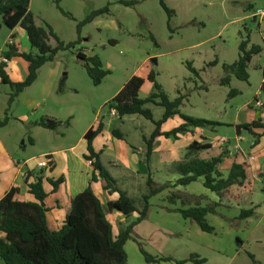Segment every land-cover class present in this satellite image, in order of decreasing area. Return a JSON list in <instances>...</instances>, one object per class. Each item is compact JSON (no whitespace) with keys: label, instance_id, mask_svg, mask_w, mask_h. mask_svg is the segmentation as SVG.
Instances as JSON below:
<instances>
[{"label":"rangeland","instance_id":"obj_1","mask_svg":"<svg viewBox=\"0 0 264 264\" xmlns=\"http://www.w3.org/2000/svg\"><path fill=\"white\" fill-rule=\"evenodd\" d=\"M137 1L133 5H124L120 0H30L29 10L38 20L49 24L61 41L70 43L79 40L73 48L59 51L54 60L47 64L48 67L57 65L54 90L61 105L59 114L68 110L77 113L76 106H83L90 110L85 122H92L97 112L100 121L103 118L108 121L110 117L105 114L108 112V101L104 100L134 75L144 79L140 96H149L154 86L148 74L154 70L157 83L170 100L179 94L185 96L179 108L182 114L219 123L213 129L202 128L210 134L212 141L225 137L230 142L235 136V123L250 122L264 115V106L261 109L252 106L255 100L264 104V92L260 90L264 80V18L256 15L264 11V0H164L173 10L170 17L160 6L159 0ZM104 7L107 10L90 22L83 23L93 11ZM6 29L3 26L0 33V46L6 41ZM244 40L248 43L247 48L252 45L261 48L247 66V81L238 79L223 68V64H232L238 59L239 45ZM78 51L100 58L103 69L108 71L100 84L92 82L76 57ZM150 56L156 57V64L144 62ZM41 72L30 89L35 96L40 92L46 69ZM226 77L229 82L224 84ZM231 90L235 93L230 95ZM145 107L150 108L155 119L164 112L162 106H153L152 103ZM19 108L18 112L24 111ZM29 116L30 121L44 117ZM129 116L130 122L125 125L115 120L114 124L122 126L123 130L129 127L126 140L137 145L139 133L149 135L154 125L140 115ZM83 126L79 124L67 132L65 126L60 125L57 133H67L66 144L78 142ZM130 134H136L139 139H133ZM245 135L248 141L254 140L252 135ZM26 144L31 150L29 143ZM246 144L242 142V145ZM40 146L33 147L31 152L39 154ZM249 150L245 149V156L251 155ZM211 152H199L198 156L206 157ZM260 176L258 172L256 178ZM257 180L256 183L261 184L260 178ZM202 181L199 178L185 186L186 192H182L199 194L197 199L188 198L190 205L219 203L215 213L205 216L213 231H202L193 221L184 225L182 220L178 222L177 218L162 212L163 204L180 206V201L170 204L165 198V195L167 197L170 192L176 191L165 190L150 199L147 218L134 228L133 238L125 244L126 264H195L192 261L177 262L187 260L192 255L204 259L201 264H264V189L255 183V179L249 180L250 190L249 194L246 193L249 198L245 206L248 208L255 203L257 207L253 215L240 218L238 206L241 202L231 200L235 198L234 190L228 189L219 197L205 188ZM136 188L133 191L129 189V192H133L129 196L140 207L146 184H137ZM120 215L123 222L118 221L116 214L115 217L108 214L115 234L127 221L137 216L133 213L127 220ZM138 242L153 256L171 257L173 261L147 263L139 251ZM0 264H5L1 258Z\"/></svg>","mask_w":264,"mask_h":264},{"label":"trees","instance_id":"obj_2","mask_svg":"<svg viewBox=\"0 0 264 264\" xmlns=\"http://www.w3.org/2000/svg\"><path fill=\"white\" fill-rule=\"evenodd\" d=\"M120 1L124 5H133L138 2L137 0ZM29 2L30 0H0L2 23L9 29L16 26L21 27L26 32L31 50L34 52H19L14 45H6L5 50L2 52V57L7 60L17 56L28 62V73L25 79L20 82L9 80L4 71L5 62L0 63L1 83L7 84L10 88L9 104L20 92H23L36 80L37 72L41 66L52 62L59 51L71 49L79 42V40L70 43L61 41L49 24L38 20L29 10ZM159 4L168 17L173 14V10L165 4L164 0H159ZM105 10H107L106 7L93 11L83 23L90 22ZM80 24L77 28L78 32ZM151 39L155 42L152 36ZM247 44L245 40L240 43L238 59L235 62L223 64L226 72L234 74L238 79L244 81H247L249 77L246 69L252 56L261 51L259 46L252 45L247 48ZM76 57L82 62L88 76L95 85L100 84L108 74V71L103 69L98 56H86L82 51H78ZM150 60L151 63L156 64L155 57ZM188 66L196 73L190 65ZM148 79L153 83L154 91L146 98L139 97L144 79L134 75L108 101L107 105L109 111L111 109L116 110L118 118L127 115H140L153 123V131L143 139L146 148L144 162L150 170V161L156 138L164 136L165 138L176 139L179 134L192 132L193 128L213 129L219 123L182 114L179 108L185 96L179 94L174 100H170L157 83L154 70H150ZM228 82V77L223 79L224 84ZM260 90L264 92V80ZM234 93L233 90L230 91V95ZM149 103L164 108V112L158 120H154L151 110L145 107ZM173 115H179L183 123L170 131L162 132L161 125ZM6 121L7 117L0 121V126L5 124ZM36 123L39 126L53 130L61 124L67 125L69 121H59L45 116ZM234 128L237 134L245 132L252 135L254 144H258L259 140L264 138V118L260 116L250 122L235 124ZM102 130L103 123L98 121L85 133L84 138L87 142L88 153L84 158L92 161L91 165L94 172L91 181H96L99 177L104 182V190L108 194L117 193V199L108 201L103 205L92 188L88 186L84 191L70 199L61 228L51 230L47 224L46 212L48 209L45 206V199L48 194L44 189V182H48L55 189L63 181V178L53 181L45 177V169L41 168L26 173V181L29 177L34 178L33 182L28 183V190L34 196L35 201L16 200L17 188L15 187H12L0 199V234L2 235L0 236V258L5 264H126L125 244L133 238L134 228L147 218L150 210V199L153 196L163 192L170 186L172 188L185 187L201 178L203 186L220 197L231 186L241 185L247 178L246 164L238 163H233L227 175L224 176L219 170V166L226 157V153H221L210 159H201L198 153L210 149L211 145L206 140L203 143L193 141L188 146L183 160L174 165L175 171L179 174L178 179L172 185L168 183L157 184L149 174L145 182L146 192L142 194L141 206L138 207L128 192L120 188L117 181L102 166L99 153H96L93 149L92 141ZM112 132L116 137H121L115 130ZM52 165L51 162L50 166L52 167ZM262 177H264V173ZM166 198L170 204H176L177 201H180V206L173 210L179 213L183 219L195 222L202 231H213L205 216L208 213H215V207L219 206V203L205 206L201 204L190 205L188 200L190 198L197 199L198 197H191L177 191L170 192ZM107 211L119 212L127 220L133 213H136L137 216L131 221H127L115 234L113 225L107 218ZM253 213L254 208L241 209L240 218L249 217ZM138 247L147 263L173 261L171 257L153 256L139 242ZM250 257L254 260L252 255ZM187 261L201 264L204 259L192 255L187 260L177 262L185 263Z\"/></svg>","mask_w":264,"mask_h":264},{"label":"crops","instance_id":"obj_3","mask_svg":"<svg viewBox=\"0 0 264 264\" xmlns=\"http://www.w3.org/2000/svg\"><path fill=\"white\" fill-rule=\"evenodd\" d=\"M3 26L7 28L1 22L0 33L3 30ZM6 30V41L0 46V63L3 61L2 52L5 50L6 45H14L17 50L22 53H34L31 50L27 34L21 27L16 26L13 29L7 28ZM10 41L12 43H10ZM83 54L86 55L85 53ZM151 58V56L147 57L144 59V62L146 64L150 63ZM155 61L157 63L156 57ZM47 64H49V62L41 66L37 72L36 80H38L39 75L41 76V71L46 69L44 81L40 85L38 96H35L30 92L32 86L37 82L35 80L23 92H20L9 104L8 99L10 88L7 84L1 83L0 80V121H2L4 117H7L6 123L0 126V199L12 187H15L17 188L15 195L16 200L35 201L34 196L30 194L28 190V183L33 182L34 178L29 177L26 181L25 177L22 176V173H28L39 169L38 163L44 157H48L53 165L50 169H45V177L52 179L53 181H56L61 177L63 178V181L60 182L55 189H53V186L48 182H44V189L48 194L45 199V206L48 209L46 212L47 224L51 230H58L64 223L66 209L69 205L70 199L84 191L88 186L92 188L94 194L101 200L103 205L108 201L116 200L118 194H108L107 191L104 190V182L99 177H97L96 181H91L94 170L91 163H89V160L84 158L88 153L87 142L84 135L90 127L100 121L97 116L98 112L92 122H89V120L85 122V120L88 119L90 110L83 106H76V109L78 110L77 113H73L72 110L69 112L70 110H68L65 113L59 114L61 111V105L54 90V87H56L55 76L57 69L55 68L57 65L54 67H48L49 65ZM4 71L12 82L23 81L28 73V62L21 57H12L5 62ZM123 85L124 84L117 88L112 96L104 101H109L113 98ZM141 91L142 88L139 92V96ZM146 97L147 96L143 97V99ZM140 98L142 97L140 96ZM152 105L154 106V104ZM18 106L24 111L18 112ZM30 114L31 116L40 115V117H51L59 121L68 120L69 123L67 125L61 124L62 126H65L68 130L67 132L72 130L74 126L81 124L82 127L85 123L83 126L84 128H82L81 138L78 142L66 144L65 141L68 138L67 133H57L59 127L51 130L39 126L36 123L38 120L30 121ZM105 114H108L110 119L108 121L104 118L101 120L103 123V130L93 139L92 146L94 151L99 153V160L102 166L117 181L118 186L125 189L128 194L133 195L132 191L133 189H137V184L144 185L149 174L152 180L157 184L168 183L169 185H172L179 177V174L174 169V165L183 160L188 146L193 141L203 143L206 140L210 143L211 147L200 153H208L209 150L212 152L209 153V155L206 154V157H200L199 154V158L210 159L221 153H226V157L219 166V170L224 176L227 175L233 163L246 164L247 178L244 180L243 184L237 185L238 188H236V185L229 188V191L234 190L233 193L235 194V198H232L231 200L241 202V205L238 206V210L249 209L252 208V206H254V209L257 207V205H254L255 203H253L252 206L249 205L248 208H246L245 205L246 200L249 198V180L255 179L256 183L258 182L257 179H261L262 174L264 173V138H261L258 144H254V140L252 142L247 140L245 132L237 134L235 128L234 138L230 139V142L224 145L220 144L217 139V141L210 140V134L202 128H193L192 132L179 134L176 139L160 136L154 141L149 170L144 162L146 148L143 139L151 134L154 127L149 135L140 132V141L137 145H134L126 140L125 134L129 133V127H126L123 130L122 126L120 127L119 125H125V123L130 122V116L127 115L118 118V116L109 115V110ZM259 116L264 118L263 114ZM114 120L118 121L119 124H114ZM182 123L183 120L179 115H173L161 125V131H170ZM140 124L141 123H139L136 128H138ZM113 130H115L121 137H116L112 132ZM130 136L135 140L139 139L136 134H130ZM26 142L29 143L31 150L33 147L36 148L41 144L42 146L39 148L40 153L33 154ZM242 142L247 144L242 145ZM247 148L250 149L248 153L254 155L253 160L248 162V156H245L247 154L245 149ZM258 172L261 173V176L256 178ZM258 185L264 189L262 184ZM129 189H132V191L129 192ZM166 190L182 192L185 191V187L178 186L172 188L170 186ZM159 194H162V192ZM187 195L191 197L199 196L197 193H187ZM161 206L163 207V209L160 208L161 211L163 210L162 212H166L173 218H177L178 222H180L179 220H182L184 225L190 222L188 219H183L181 215L179 218V213L173 210L179 206L169 207L166 204ZM108 214H111L112 217H115L116 214L118 221L123 220L118 212H107V218H109ZM110 222L113 223L112 219H110ZM0 236L2 235L0 234Z\"/></svg>","mask_w":264,"mask_h":264},{"label":"built area","instance_id":"obj_4","mask_svg":"<svg viewBox=\"0 0 264 264\" xmlns=\"http://www.w3.org/2000/svg\"><path fill=\"white\" fill-rule=\"evenodd\" d=\"M256 15H260L261 18H264V11H260V12H257ZM10 43H12L10 41ZM3 62H7V59L5 58H2ZM254 108L256 109H261L263 108L264 104H262V102H260V100H255V102L253 103L252 105ZM110 115L111 116H118L117 115V112L115 109H111L109 111ZM219 142L220 144L224 145V144H227L229 143V140L225 137H221L219 139ZM253 160V155H250L248 158H247V162L248 161H251ZM50 163H51V160L48 158V157H44L39 163H38V167L41 168V169H50ZM89 163H92V161L89 160ZM22 176L23 177H26V173H22ZM261 184L264 186V177H261Z\"/></svg>","mask_w":264,"mask_h":264}]
</instances>
